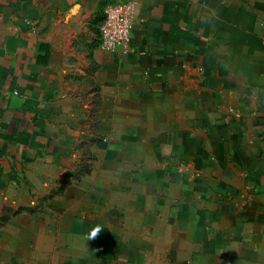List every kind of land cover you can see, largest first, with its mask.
Listing matches in <instances>:
<instances>
[{
    "label": "crops",
    "instance_id": "0c3cea01",
    "mask_svg": "<svg viewBox=\"0 0 264 264\" xmlns=\"http://www.w3.org/2000/svg\"><path fill=\"white\" fill-rule=\"evenodd\" d=\"M111 1L0 0V264H264V0H135L127 53Z\"/></svg>",
    "mask_w": 264,
    "mask_h": 264
},
{
    "label": "rangeland",
    "instance_id": "374dc122",
    "mask_svg": "<svg viewBox=\"0 0 264 264\" xmlns=\"http://www.w3.org/2000/svg\"><path fill=\"white\" fill-rule=\"evenodd\" d=\"M104 4L105 2L103 6ZM31 172L33 174L32 180L29 183L24 182L26 189L27 186L29 189L27 197L25 191L24 194L22 191V167L20 165L18 168L9 167V176L14 177L9 179V217L25 210L31 213L41 212L50 198L63 191L68 185V181L60 182L58 180L61 174V169L58 167H47L45 163L40 167H32ZM66 179L68 180V175ZM26 198H29L30 206L23 205L27 202Z\"/></svg>",
    "mask_w": 264,
    "mask_h": 264
},
{
    "label": "built area",
    "instance_id": "2783aa9c",
    "mask_svg": "<svg viewBox=\"0 0 264 264\" xmlns=\"http://www.w3.org/2000/svg\"><path fill=\"white\" fill-rule=\"evenodd\" d=\"M135 0H116L107 3L99 26L100 48L104 52L130 51L136 16Z\"/></svg>",
    "mask_w": 264,
    "mask_h": 264
},
{
    "label": "clouds",
    "instance_id": "9594fccd",
    "mask_svg": "<svg viewBox=\"0 0 264 264\" xmlns=\"http://www.w3.org/2000/svg\"><path fill=\"white\" fill-rule=\"evenodd\" d=\"M92 235L94 236L95 235V232Z\"/></svg>",
    "mask_w": 264,
    "mask_h": 264
}]
</instances>
